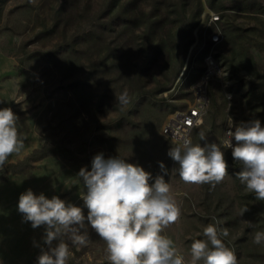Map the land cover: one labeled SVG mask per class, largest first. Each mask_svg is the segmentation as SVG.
I'll list each match as a JSON object with an SVG mask.
<instances>
[{
  "label": "rangeland",
  "instance_id": "rangeland-1",
  "mask_svg": "<svg viewBox=\"0 0 264 264\" xmlns=\"http://www.w3.org/2000/svg\"><path fill=\"white\" fill-rule=\"evenodd\" d=\"M211 13L221 16L223 35L214 48ZM209 53L217 75L193 135L201 146L222 145L232 121L264 126V0H0V108L17 115L24 140L0 171V264H38L48 250L45 227L34 229L19 213L20 194L58 196L86 216L79 172L91 171L100 153L143 167L150 183L162 175L171 185L181 217L163 234L186 264L191 243L217 221L229 230L222 239L238 264H264V242H253L264 231V201L235 176L242 165L231 149L222 148L223 182L186 184L167 154L177 144L161 134L175 112L194 105ZM124 89L131 102L121 106L115 97ZM86 226L89 242H69V264H110L105 242Z\"/></svg>",
  "mask_w": 264,
  "mask_h": 264
},
{
  "label": "clouds",
  "instance_id": "clouds-1",
  "mask_svg": "<svg viewBox=\"0 0 264 264\" xmlns=\"http://www.w3.org/2000/svg\"><path fill=\"white\" fill-rule=\"evenodd\" d=\"M115 98L121 106L131 102L127 89ZM17 121L10 107L0 108V171L12 154H19L24 148ZM199 137L206 140L203 131ZM222 148L231 149L233 160L242 165L235 173L241 184L254 193L256 200L264 201V126L259 119L237 125L232 121L222 145L201 146L184 138L167 154L178 164L173 171H178L184 183L215 188L228 175L229 164ZM160 168L167 174L163 162ZM79 176L86 189L81 196L86 216L82 207L58 196L36 195L31 189L19 196L17 208L24 221L31 222L34 229L45 227L48 250L42 249L38 264H69V242L79 246L89 242L86 224L105 242L110 264H186L175 242L163 234L181 217V208L164 176H157L150 183L151 173L143 167L121 158L106 160L102 153L93 157L91 171L82 168ZM245 211L247 207L241 215ZM218 223H209L203 228L205 238L191 243L190 264H238L235 251L222 239L228 237L229 230L219 228ZM246 223L254 227L251 222ZM53 241L58 243L53 246ZM253 242H264V231H256Z\"/></svg>",
  "mask_w": 264,
  "mask_h": 264
},
{
  "label": "built area",
  "instance_id": "built-area-1",
  "mask_svg": "<svg viewBox=\"0 0 264 264\" xmlns=\"http://www.w3.org/2000/svg\"><path fill=\"white\" fill-rule=\"evenodd\" d=\"M210 26L213 31L210 35V46L221 44L223 41L222 32L217 27L221 21V16L211 13ZM207 67L198 83L195 84V103L187 109L175 112L169 121L163 127L161 134L168 140L177 145L182 142L184 138H189L193 142V135L204 120L207 106L209 104L208 84L211 79L217 75V66L211 53L205 57Z\"/></svg>",
  "mask_w": 264,
  "mask_h": 264
}]
</instances>
